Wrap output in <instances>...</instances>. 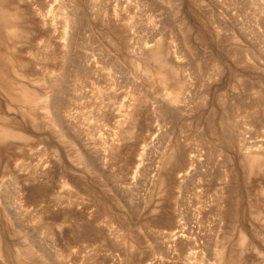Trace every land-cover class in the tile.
<instances>
[{
	"label": "rangeland",
	"instance_id": "rangeland-1",
	"mask_svg": "<svg viewBox=\"0 0 264 264\" xmlns=\"http://www.w3.org/2000/svg\"><path fill=\"white\" fill-rule=\"evenodd\" d=\"M0 132V264H264V0H0Z\"/></svg>",
	"mask_w": 264,
	"mask_h": 264
},
{
	"label": "bare ground",
	"instance_id": "bare-ground-1",
	"mask_svg": "<svg viewBox=\"0 0 264 264\" xmlns=\"http://www.w3.org/2000/svg\"><path fill=\"white\" fill-rule=\"evenodd\" d=\"M1 133V132H0ZM8 134H10V133H8ZM1 135V134H0ZM1 137V136H0ZM2 138V137H1ZM4 138V137H3ZM2 140V139H1ZM14 188H16V187H14ZM1 246V245H0Z\"/></svg>",
	"mask_w": 264,
	"mask_h": 264
}]
</instances>
